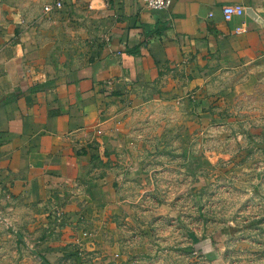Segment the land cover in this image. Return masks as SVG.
Here are the masks:
<instances>
[{
    "label": "crops",
    "instance_id": "crops-1",
    "mask_svg": "<svg viewBox=\"0 0 264 264\" xmlns=\"http://www.w3.org/2000/svg\"><path fill=\"white\" fill-rule=\"evenodd\" d=\"M56 1L63 8L46 14ZM247 7L264 20V0H172L161 10L143 0H0V101L26 92L0 106V221L17 244L36 241L31 252L52 262L83 260L102 228L117 240L116 213L153 172L146 162L189 150L198 121L213 120L210 98L232 92L235 75L250 95L264 26Z\"/></svg>",
    "mask_w": 264,
    "mask_h": 264
},
{
    "label": "rangeland",
    "instance_id": "rangeland-1",
    "mask_svg": "<svg viewBox=\"0 0 264 264\" xmlns=\"http://www.w3.org/2000/svg\"><path fill=\"white\" fill-rule=\"evenodd\" d=\"M258 67L250 95L238 87L243 76L235 75L227 81L232 92L210 98L213 120L205 128L198 121L189 150L175 146L178 153L146 162L153 172L142 186L125 191L116 241L102 228L101 238L84 246L83 260L53 257L49 263L264 264V61ZM165 115L172 118L173 111ZM49 228L43 226L38 238ZM32 244H17L0 221V264H44Z\"/></svg>",
    "mask_w": 264,
    "mask_h": 264
},
{
    "label": "built area",
    "instance_id": "built-area-1",
    "mask_svg": "<svg viewBox=\"0 0 264 264\" xmlns=\"http://www.w3.org/2000/svg\"><path fill=\"white\" fill-rule=\"evenodd\" d=\"M105 2H109L110 0H104ZM144 4L147 8L151 10H161L168 8L172 0H143ZM63 8V2L62 1H56L54 3H48L44 6V12L46 14H50L54 12L55 10L62 9ZM237 12V8L233 5H228L224 7V14L225 18L227 20H230Z\"/></svg>",
    "mask_w": 264,
    "mask_h": 264
},
{
    "label": "trees",
    "instance_id": "trees-1",
    "mask_svg": "<svg viewBox=\"0 0 264 264\" xmlns=\"http://www.w3.org/2000/svg\"><path fill=\"white\" fill-rule=\"evenodd\" d=\"M139 51V48H133V49H127L126 53L130 54V55H136ZM100 88L102 89V91L106 94V95H111V93L113 91H111V89L109 88V86H106V84L101 83L100 84ZM40 89V86H35L32 89H30V91L35 92L37 90ZM26 92L19 90L14 92L13 94H11L9 97L5 98L4 100L0 101V106L10 103L16 99H18L19 97H21L22 95H24ZM202 242V240H199L198 238L194 239V244L196 243L197 245H200ZM195 244V245H196ZM208 246V245H207ZM197 248V247H196ZM208 249V247H206V250ZM41 258L43 259L44 264H50L49 261L43 256L40 255Z\"/></svg>",
    "mask_w": 264,
    "mask_h": 264
},
{
    "label": "water",
    "instance_id": "water-1",
    "mask_svg": "<svg viewBox=\"0 0 264 264\" xmlns=\"http://www.w3.org/2000/svg\"><path fill=\"white\" fill-rule=\"evenodd\" d=\"M246 13H247L251 18H253L255 21H257L258 23H260L261 25L264 26V20L262 19V17H260V16L258 15V13L254 10V8H252V7H247V8H246ZM17 235H18V237H19L20 239L23 240V237L21 236V234L17 233ZM32 251H33L34 253H36V251H35L34 249H32Z\"/></svg>",
    "mask_w": 264,
    "mask_h": 264
}]
</instances>
